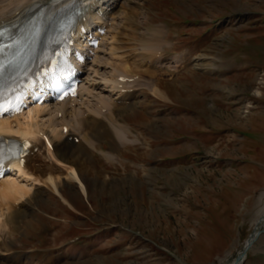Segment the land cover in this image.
<instances>
[{
	"label": "rangeland",
	"instance_id": "1",
	"mask_svg": "<svg viewBox=\"0 0 264 264\" xmlns=\"http://www.w3.org/2000/svg\"><path fill=\"white\" fill-rule=\"evenodd\" d=\"M133 2L109 31L119 72L141 75L137 99L115 118L134 144L113 162L99 152L107 137L91 157H72L86 194L65 179L62 197L33 182L29 198L0 199L14 212L9 223L0 212V264H233L255 231L264 213V0ZM35 143L43 151L29 172L41 175L56 163ZM243 264H264V233Z\"/></svg>",
	"mask_w": 264,
	"mask_h": 264
},
{
	"label": "bare ground",
	"instance_id": "2",
	"mask_svg": "<svg viewBox=\"0 0 264 264\" xmlns=\"http://www.w3.org/2000/svg\"><path fill=\"white\" fill-rule=\"evenodd\" d=\"M83 1H87L91 5L89 9L91 22L85 24L87 35L85 37L86 42L83 46L86 45L89 38L98 36V28L105 26L108 33L99 36L100 44L98 48L93 51V55L85 63L86 73L85 77L82 78L83 83L78 97L73 100L60 102L56 105L33 107L20 116L0 120V136L3 139L5 135H8L12 139H28L30 142H35L40 138V133L46 136L49 141V144H44L48 153L47 156L56 164L44 167L40 172L41 175H35L29 172L31 168L28 160L25 159L23 163L18 161L13 162L7 167L8 171L6 174L8 175H5L6 177L0 180V199L2 200L6 201L12 198L20 201L22 198L28 197L31 191L29 185H32L33 182V185L35 183L49 185L56 194L61 196V184L65 179L76 183L79 192L86 194L87 186L83 181L82 175L73 164L72 157L76 154L90 156L91 150H97L96 140L107 137L110 139V148L106 150L107 152L101 148L99 152L107 161L113 162L118 148L124 145L134 144V141H129L126 138L129 130L125 127H120L121 125L115 118L118 115L117 106L121 105L119 102L132 100L125 108H122L125 110L129 108L127 106L135 102L137 94L123 93V90L130 91L129 88H132V82L124 84L126 77L120 78L126 76L118 70V66L121 64L120 60L123 57L121 58L117 55L116 36L109 31L112 28V21L120 19L121 15L130 7V4L134 3V0ZM71 2L82 3L81 0H0V25L13 24L17 22L16 19L18 18L26 21L34 16H38L41 19L38 21L37 29L39 35L44 38L45 34H49L55 29V22L51 24L49 22L55 16L57 17V11ZM9 9H11V13L6 15ZM153 38L156 40V37ZM155 40L154 42L150 40L147 48L156 47ZM23 44L29 51L33 49V44L27 45L24 42ZM20 49L21 46L18 45L8 50V56L14 55ZM86 49L90 50L88 47ZM25 57L12 59L15 61L10 59L6 60L5 63L10 66L7 71L10 72L19 65H24L23 60ZM153 63L155 65L158 64L157 62ZM119 78L121 80H118ZM128 78L132 79L130 76ZM133 82L136 84L134 80ZM155 92L156 87L154 89L152 88V93ZM117 101H119L118 104ZM65 127H67L66 132L63 131ZM126 130L127 133H125ZM73 138H77L78 142L74 143L71 140ZM13 172L14 174H12ZM62 172H65L66 178L60 176ZM15 174L17 178L21 179L20 181H17L16 178H10V175L15 176ZM41 176L44 178H41ZM25 200L26 203H30L29 199ZM1 209H4L5 213L2 214ZM0 212L4 216V222L9 223L13 218L14 212L10 210L8 203H5L0 208ZM257 221L258 223L255 227L254 234L246 241L247 244H250V248L253 241L257 238H255L257 228L264 226V213Z\"/></svg>",
	"mask_w": 264,
	"mask_h": 264
},
{
	"label": "water",
	"instance_id": "3",
	"mask_svg": "<svg viewBox=\"0 0 264 264\" xmlns=\"http://www.w3.org/2000/svg\"><path fill=\"white\" fill-rule=\"evenodd\" d=\"M264 233V228L261 230V231H259V230H256V233H255V238L256 237H258L260 234H263ZM253 234H254V232H253ZM252 234V235H253ZM251 235V236H252ZM250 236V237H251ZM249 237V238H250ZM249 248H250V244L248 243H246L245 244V246H244V248H243V250H242V252H241V254L239 255V257L234 261V263L233 264H243V262H244V260H245V258H246V252L249 250Z\"/></svg>",
	"mask_w": 264,
	"mask_h": 264
},
{
	"label": "snow or ice",
	"instance_id": "4",
	"mask_svg": "<svg viewBox=\"0 0 264 264\" xmlns=\"http://www.w3.org/2000/svg\"><path fill=\"white\" fill-rule=\"evenodd\" d=\"M2 35H3V32H0V36ZM2 52H3V47H0V53ZM3 68H4V64L3 62H0V75H2ZM0 95H2V93H0Z\"/></svg>",
	"mask_w": 264,
	"mask_h": 264
}]
</instances>
